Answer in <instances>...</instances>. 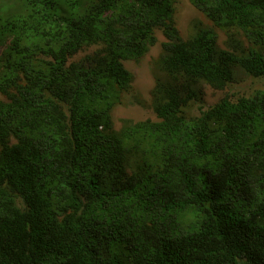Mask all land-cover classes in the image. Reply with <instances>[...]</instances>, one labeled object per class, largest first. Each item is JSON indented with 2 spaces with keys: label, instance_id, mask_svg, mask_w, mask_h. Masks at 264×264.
Wrapping results in <instances>:
<instances>
[{
  "label": "trees",
  "instance_id": "1",
  "mask_svg": "<svg viewBox=\"0 0 264 264\" xmlns=\"http://www.w3.org/2000/svg\"><path fill=\"white\" fill-rule=\"evenodd\" d=\"M189 1L181 38L175 0H0V264H264V89L200 104L264 76V0Z\"/></svg>",
  "mask_w": 264,
  "mask_h": 264
},
{
  "label": "rangeland",
  "instance_id": "2",
  "mask_svg": "<svg viewBox=\"0 0 264 264\" xmlns=\"http://www.w3.org/2000/svg\"><path fill=\"white\" fill-rule=\"evenodd\" d=\"M175 23L181 38H187L195 32L194 26H213L206 17L196 10L189 0H175ZM156 43L149 47L147 53L138 61L124 62L125 69L131 73L132 92L123 97V102L115 108L112 118L114 127L120 128L122 119H129L134 122L145 119L156 120L151 109L150 92L153 87V79L157 72V60L161 51V45L165 39L159 32L156 33ZM226 37L223 31H217V45L220 49L225 47ZM2 49L0 48V54ZM264 89V76L252 78L241 72L237 73L236 82L229 85L222 91L212 90L209 87L204 89L201 109L215 104L224 96L236 99L239 96H249L257 90ZM199 111V104L192 107V114Z\"/></svg>",
  "mask_w": 264,
  "mask_h": 264
}]
</instances>
